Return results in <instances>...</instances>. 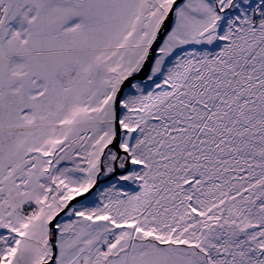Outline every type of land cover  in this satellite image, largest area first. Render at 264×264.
<instances>
[{
    "label": "snow or ice",
    "instance_id": "6c2138e0",
    "mask_svg": "<svg viewBox=\"0 0 264 264\" xmlns=\"http://www.w3.org/2000/svg\"><path fill=\"white\" fill-rule=\"evenodd\" d=\"M0 264H264V0H0Z\"/></svg>",
    "mask_w": 264,
    "mask_h": 264
}]
</instances>
